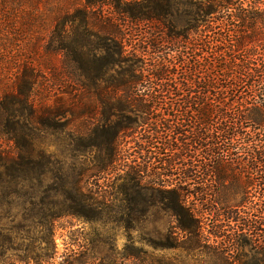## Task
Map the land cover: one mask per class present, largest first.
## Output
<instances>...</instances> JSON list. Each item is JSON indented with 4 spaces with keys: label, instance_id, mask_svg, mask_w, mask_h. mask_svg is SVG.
Listing matches in <instances>:
<instances>
[{
    "label": "trees",
    "instance_id": "1",
    "mask_svg": "<svg viewBox=\"0 0 264 264\" xmlns=\"http://www.w3.org/2000/svg\"><path fill=\"white\" fill-rule=\"evenodd\" d=\"M84 2L0 0V137L9 144V150L0 152V210L6 212L0 230L5 231L7 244L0 248L21 252L19 231L33 232L24 255L1 264H53L56 233L64 219L117 225L105 216L106 197L98 193L90 197L77 193L70 206L52 203L41 216L33 213L34 199L18 200L20 191L50 172V155L37 144L41 129L51 130L57 120L68 117L92 118L95 105L105 119L104 142L98 147L106 152L97 158L95 171H107L124 156L117 142L122 138L134 140V149L149 161L161 157L162 168L154 169L150 188L141 187L140 174L133 176V168L126 174L127 186L137 199L143 189L149 191V203L160 204L174 218L182 238L168 232L164 241L149 240L147 246L177 251L181 264H264V177L258 182L239 175L260 168L264 173V0H134L127 6L121 0ZM104 5L119 10L125 23L158 25L168 49L179 51L177 57H159L160 43L145 40L142 53L157 57L141 66L142 61L124 55L127 45L122 39L107 38L106 54L98 58L90 41L95 35L87 10ZM77 20V40L67 43L61 32V47L52 43L45 47L50 59L42 66L61 83L55 61L62 53L65 66L83 71L92 89L87 86L80 95L73 89L54 105L44 104L37 91L40 39L25 49L17 32L34 39L41 35L40 25L64 28ZM181 41L186 46L181 47ZM115 67L118 75L108 77L106 71ZM100 82L106 86L100 88ZM87 98L100 103L85 106ZM154 107L163 112L155 114ZM112 118L116 121L107 125ZM178 177L186 186L195 183L193 190L174 185ZM14 211L27 215L17 224ZM141 252L121 258L143 261ZM86 257L73 254L59 264H84ZM154 261L170 264L164 258Z\"/></svg>",
    "mask_w": 264,
    "mask_h": 264
},
{
    "label": "rangeland",
    "instance_id": "2",
    "mask_svg": "<svg viewBox=\"0 0 264 264\" xmlns=\"http://www.w3.org/2000/svg\"><path fill=\"white\" fill-rule=\"evenodd\" d=\"M84 1L82 0V3ZM121 1L124 6L134 5V0ZM87 11L89 13V25L93 35H95L90 41L95 43L94 47L96 48H93V50L98 58L105 56L106 53L103 51V45L108 39L118 42L122 39L124 45H127L124 55L130 59L134 58L136 63L142 61L138 65H145L147 60L155 58L157 55H160L159 57L166 55L168 58L173 59L179 54V51H170L168 49L169 46L164 44L165 35L157 32L158 25L141 23L135 26L128 23L126 19L125 23L124 17L120 15L119 10L107 5L100 8H91ZM73 17H75V13ZM78 24L79 21L77 20L75 23L68 22L64 25V28L61 26L56 27L53 23L40 25L42 27L41 35L34 39L26 35V33L17 32L21 35L19 37L20 43L25 49L29 47L28 44H33L40 39L41 52L36 63L39 73L37 91L42 98L41 102L44 104L50 103L54 105L58 97L69 93L73 89L78 91V95L84 94L83 89L87 86L92 89L83 71L73 66H65V57L62 53L57 55L55 61V74L58 75L57 78L61 80V83L56 79L54 80L51 74L42 66L43 62L45 63L47 59H50L45 54V47L51 43L55 48L61 47L59 38L61 32L62 34L64 32V39L67 40V43L76 41ZM178 25L179 29H181L182 24L178 22ZM12 37L9 36L10 39ZM145 40H152V42L153 40H157L160 46H162V52L157 55L151 53L145 56L142 53V43ZM186 44L181 41L180 46H186ZM187 47H189V43ZM21 58L25 59L26 55L21 56ZM105 70V68H101L103 73H105ZM119 70L118 67L110 68V70L106 71V75L108 77H116ZM99 86L103 88L106 86V83L100 82ZM136 88L143 90L145 86H138ZM85 100V106L87 104H91L92 106L100 103L97 99L87 98ZM95 111L97 114L92 118L83 117L77 121H73L68 117L57 120L56 127L51 130L41 129L37 144L41 152H46L47 155H50V162L52 164L49 165L50 172H46L47 175L42 176L33 187H26L20 191L18 200L23 203L27 199H34L36 207L33 213L41 216L52 208V203L58 202L70 206L72 205L71 197H74L77 193H81L86 197L98 193L106 197L105 216L110 221H115L117 225L110 223L107 226H95L75 218L62 220L56 233V254L53 264L62 263V261L64 262L73 254L80 255L83 253L87 255L83 259L84 264H156L155 262L157 261H154V259L161 258H164L170 264H181L182 255L178 254L177 251L160 252L147 246L149 240L160 239L164 241L165 235L168 232H174L177 238H182V234L175 229L174 218L164 211L160 204L154 206L152 203H149V200H151L150 196H152L149 191L143 189L144 191L141 192L142 198L137 199L134 189L131 190L127 186L130 183L127 182L126 174L130 172L129 168H133L135 170V175L133 176L137 177L140 174V179H138L141 181V187L150 188L149 182L153 181L151 177L154 169L159 172L157 169L162 168V164L160 163L161 157L157 156L155 161H149L147 157L134 149V140L122 138L117 142L121 144L124 156L118 159L113 164V167L107 171L101 173L95 171L94 166L97 158L106 154L105 151H101L98 147L100 143L104 142L101 131L104 128L103 123L105 119L101 115L102 110L98 105H95ZM151 111L159 114L163 112V109L161 107H154ZM109 120L110 123L107 122V125H113V122L116 121L113 118ZM4 150H9V144L0 137V152ZM45 169L43 168V170ZM138 171H141V173ZM239 175L241 177H253L258 182L261 177H264L263 169L261 168L248 173L242 172ZM62 177L64 178L63 180ZM258 182H256L257 185ZM158 183L161 184V182ZM180 183H182V187H188L190 191L195 186V183L190 181L188 182V186H186L182 177L176 178L174 185L177 184L179 187ZM258 189L259 187L257 186ZM131 200L133 202L137 201L132 205L129 203ZM13 214L19 217L17 224L22 216L27 215L26 211H14ZM5 216L6 212L0 210V219H3ZM138 219H140L139 222L137 221ZM207 223L208 225L210 224V227L213 225L210 221ZM32 235L33 232L31 230L22 228L18 233V247L22 251L7 253L4 252V249L0 248V264L7 261L8 258L18 259V256H23L24 249L28 245V239ZM5 244L6 233L0 230V247H7V244ZM139 251H142L143 261L137 260L134 256H127L125 259L121 258L122 255H135ZM194 264L198 263L194 262Z\"/></svg>",
    "mask_w": 264,
    "mask_h": 264
}]
</instances>
